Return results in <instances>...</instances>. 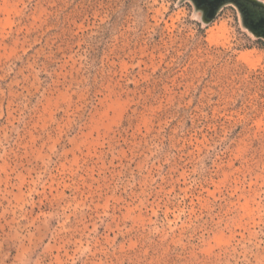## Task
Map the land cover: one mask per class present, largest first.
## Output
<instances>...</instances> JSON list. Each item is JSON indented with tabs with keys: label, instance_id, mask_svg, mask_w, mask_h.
Masks as SVG:
<instances>
[{
	"label": "rangeland",
	"instance_id": "1",
	"mask_svg": "<svg viewBox=\"0 0 264 264\" xmlns=\"http://www.w3.org/2000/svg\"><path fill=\"white\" fill-rule=\"evenodd\" d=\"M0 264H264V36L235 2L0 0Z\"/></svg>",
	"mask_w": 264,
	"mask_h": 264
},
{
	"label": "flooded vegetation",
	"instance_id": "2",
	"mask_svg": "<svg viewBox=\"0 0 264 264\" xmlns=\"http://www.w3.org/2000/svg\"><path fill=\"white\" fill-rule=\"evenodd\" d=\"M199 9L204 13L205 17L212 15L218 9V7L226 2L233 1L235 2L240 9L242 10L245 18L246 24H254L255 17L260 16L264 17V10L261 9L257 4L249 2L247 0H193ZM259 18V17H258Z\"/></svg>",
	"mask_w": 264,
	"mask_h": 264
},
{
	"label": "water",
	"instance_id": "3",
	"mask_svg": "<svg viewBox=\"0 0 264 264\" xmlns=\"http://www.w3.org/2000/svg\"><path fill=\"white\" fill-rule=\"evenodd\" d=\"M247 1H250L252 3H255L257 4L258 6L260 7H263L264 8V4H258L256 2H254V0H247ZM262 9V8H261ZM260 20V21H259ZM248 27L254 32V33H258L260 35H263L264 36V17H260L259 16V19H255V23L252 25V24H248Z\"/></svg>",
	"mask_w": 264,
	"mask_h": 264
},
{
	"label": "bare ground",
	"instance_id": "4",
	"mask_svg": "<svg viewBox=\"0 0 264 264\" xmlns=\"http://www.w3.org/2000/svg\"><path fill=\"white\" fill-rule=\"evenodd\" d=\"M259 7H260V6H259ZM261 8L264 10V8H263V7H261ZM258 17H259V16H257V15H256V17H255V18L259 19ZM259 21H260V20H259Z\"/></svg>",
	"mask_w": 264,
	"mask_h": 264
}]
</instances>
